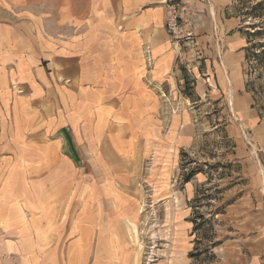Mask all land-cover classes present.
I'll list each match as a JSON object with an SVG mask.
<instances>
[{"label":"crops","instance_id":"1","mask_svg":"<svg viewBox=\"0 0 264 264\" xmlns=\"http://www.w3.org/2000/svg\"><path fill=\"white\" fill-rule=\"evenodd\" d=\"M165 1L0 0L12 11L0 18V147L26 154L18 164L37 173L0 194V229L16 234L0 246V264H114L108 250L135 200L123 169L131 154L148 151L140 108L158 106V87L194 80L199 98L230 102L264 140L228 0H179L197 59L168 35ZM85 166L90 174L80 172ZM259 234L239 246L236 264H264Z\"/></svg>","mask_w":264,"mask_h":264},{"label":"rangeland","instance_id":"2","mask_svg":"<svg viewBox=\"0 0 264 264\" xmlns=\"http://www.w3.org/2000/svg\"><path fill=\"white\" fill-rule=\"evenodd\" d=\"M261 1L228 0L226 17L234 19L246 42L247 88L264 117V8L253 10ZM6 12L12 13L1 7L0 18ZM194 52L193 58L202 57ZM188 66L180 63L184 72ZM193 82L158 87V106L140 108L141 141L148 151L133 153L125 162L124 177L132 183L135 200L126 203L124 233L108 250L109 262L236 264L239 246L264 233V140L243 127L230 102L199 98ZM6 108L2 119L7 115L8 125L4 122L3 128L11 132ZM149 111L155 114L145 116ZM23 156L0 147V194L12 181L37 176L18 164ZM107 158L117 160L115 155ZM80 172L91 170L85 166ZM15 240L14 232L0 229V246Z\"/></svg>","mask_w":264,"mask_h":264},{"label":"built area","instance_id":"3","mask_svg":"<svg viewBox=\"0 0 264 264\" xmlns=\"http://www.w3.org/2000/svg\"><path fill=\"white\" fill-rule=\"evenodd\" d=\"M165 5V28L173 43L181 47H189L191 50L196 51V53L198 52V55H201L200 50H198L194 33L188 31L186 25L182 21L181 9L176 3V0L165 1Z\"/></svg>","mask_w":264,"mask_h":264},{"label":"trees","instance_id":"4","mask_svg":"<svg viewBox=\"0 0 264 264\" xmlns=\"http://www.w3.org/2000/svg\"><path fill=\"white\" fill-rule=\"evenodd\" d=\"M263 8H264V1H261L253 8V10L258 11V10H261Z\"/></svg>","mask_w":264,"mask_h":264}]
</instances>
